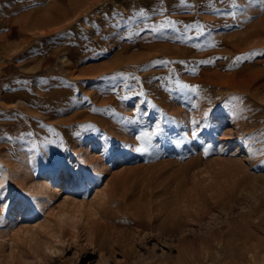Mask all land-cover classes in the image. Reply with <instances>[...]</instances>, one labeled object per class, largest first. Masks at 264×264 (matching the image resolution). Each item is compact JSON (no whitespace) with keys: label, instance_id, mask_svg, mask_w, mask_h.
I'll list each match as a JSON object with an SVG mask.
<instances>
[{"label":"rangeland","instance_id":"1","mask_svg":"<svg viewBox=\"0 0 264 264\" xmlns=\"http://www.w3.org/2000/svg\"><path fill=\"white\" fill-rule=\"evenodd\" d=\"M0 184V264H264V0H0Z\"/></svg>","mask_w":264,"mask_h":264},{"label":"bare ground","instance_id":"2","mask_svg":"<svg viewBox=\"0 0 264 264\" xmlns=\"http://www.w3.org/2000/svg\"><path fill=\"white\" fill-rule=\"evenodd\" d=\"M241 74V73H240ZM247 79V78H246ZM247 86V85H246ZM248 87V86H247ZM226 142V141H225ZM227 144V143H226ZM228 145V144H227ZM236 145H238V144H236ZM90 148H91V144H87V145H85L84 146V149H82L81 151H79V152H81V154H80V157H83L87 152H89V150H90ZM241 148V147H240ZM240 148H238V149H240ZM243 150V149H242ZM241 151V150H240ZM239 151V152H240ZM244 151H245V149H244ZM57 172L55 171V172H49V173H47L46 174V176L44 177V178H42V179H40L38 182H36L33 186H31L32 187V191H33V195L34 196H32V198L30 199L33 203H35L36 201H38L39 200V197L41 196V195H49L48 194V191H50V185L51 184H53V183H55V181H56V179H57ZM72 178H75V179H79V180H81L82 179V176H81V173H79V172H68L67 173V184L69 183V180H71ZM86 183V182H85ZM91 184V182H90V180H89V182H88V184ZM67 184H66V186H67ZM89 184V185H90ZM82 187V186H81ZM85 187V186H84ZM84 187H82V188H84ZM31 189V188H30ZM78 190H79V187L77 188ZM31 191V192H32ZM106 194V192H97V193H95V196L96 197H101V196H103V195H105ZM143 196H145V195H137L136 197H137V199L136 200H138V203L137 204H139L140 203V199H142L143 198ZM135 201V200H134ZM117 204V203H116ZM16 205H17V208L16 209H14V210H12V212H11V217L12 216H14V215H16V214H18L19 212H22V213H25V214H27V215H32L33 214V210H31V211H29V212H25L24 210H23V208H25L27 205H28V201L26 200V198L25 199H21V200H19V202L18 203H16ZM62 206H63V209L62 208H60V209H62V211H61V213H59V215H61L62 217L63 216H65L66 218L67 217H69L70 216V214H71V216H72V214L74 215V213H83V211L84 210H86V208H85V204L82 202V203H78V202H75L74 200H67V199H64L63 201H62V204H61ZM141 206H142V204H141ZM92 206L90 205V206H88V208H91ZM65 208V209H64ZM60 211V210H59ZM116 211V210H115ZM81 213V214H82ZM70 218V217H69ZM169 219H172V218H170V217H168ZM168 220V219H167ZM173 220V219H172ZM169 221V220H168ZM176 221H170V223L169 224H167V227H164V228H162L163 226H166V225H164V223L162 224H160V225H162L161 227H159L158 226V230H163V231H165V233H167V234H175V233H177V231H176V223H175ZM140 225H144V226H147V227H149L148 229H150V224L148 223V222H145V221H141L140 223H139ZM157 226V225H156ZM162 234V233H161ZM180 255V254H179ZM184 256V255H183ZM191 260V259H190ZM176 262H178L179 264H183V262L181 261V259L179 258V256L177 257V259H176ZM168 263H170V262H168ZM167 263V261H166V259L165 260H162V261H160L158 264H168Z\"/></svg>","mask_w":264,"mask_h":264},{"label":"snow or ice","instance_id":"3","mask_svg":"<svg viewBox=\"0 0 264 264\" xmlns=\"http://www.w3.org/2000/svg\"><path fill=\"white\" fill-rule=\"evenodd\" d=\"M236 59H237V61H238V60L240 59V57H237ZM143 135H144V136H147L148 133H143ZM194 135H195V134H194ZM138 139H139V137H138ZM3 188H4V185L0 184V200H2V199H3V196H4Z\"/></svg>","mask_w":264,"mask_h":264}]
</instances>
